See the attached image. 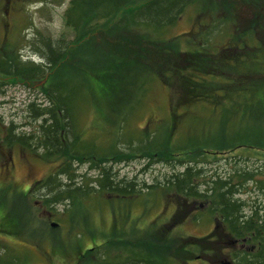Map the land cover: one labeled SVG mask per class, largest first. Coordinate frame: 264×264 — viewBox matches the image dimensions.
<instances>
[{
    "label": "rangeland",
    "instance_id": "obj_1",
    "mask_svg": "<svg viewBox=\"0 0 264 264\" xmlns=\"http://www.w3.org/2000/svg\"><path fill=\"white\" fill-rule=\"evenodd\" d=\"M71 1L0 0V47L6 49L7 46L8 49H12L13 45L22 61L41 63L44 61L42 52H48L45 42L55 43L64 39L67 44L75 40L74 33L65 26V12ZM103 1L109 6L120 0H89L86 11L89 12L96 3ZM215 2L218 5L220 2L224 3V0H215ZM206 10L210 11L208 4ZM121 15V9H119L110 16V20L101 22L105 28L98 30L96 42L88 39L83 48L70 43L72 45L70 47L74 48L72 49L75 51L74 54L69 52L61 65L49 70L44 77L28 81L14 78L10 72H0V264H5L7 261L12 264H95V258L104 254V244L109 241L107 237L111 234L116 222L121 232L127 231L121 235V238L132 239L135 232V229H132L134 225L137 231L150 227L154 233L155 226L170 222L173 214L176 213L178 206L176 204L167 206L166 195H162L156 187L167 183L173 174L184 169L187 163L180 161L178 156L164 160L137 152L132 159L121 160L120 158L108 162H100L98 159L74 161L72 164L78 174L75 179L77 184L99 188L97 180L101 176V170L105 168L110 172L111 179L120 184L121 181L134 183L135 190L139 193L126 200H121V194L118 193L113 198L114 203L107 196L99 200V193H94L97 196L93 198H83L74 202L65 201L47 207L39 198L36 188L33 189V187L40 180L53 174L60 160H44L38 155V150L22 148L19 144L9 145L5 141L8 127L13 126L17 133L36 130L40 120L34 118V111H29L28 104L36 101L38 104L33 107L35 111L45 106L48 101L42 89L47 88L53 81L60 82L61 88H73L74 98L83 103V108L76 115L77 127L75 128L78 132L80 129V136L86 141L85 144L90 151L105 150L101 154L111 151L117 141H120L115 144L117 150L128 151L136 147L140 141L148 142L149 138L147 139L146 136L142 138V134L152 135V133L150 145L160 146L165 137L162 130L174 131L171 114L173 97L176 98L180 93L178 79L172 81L174 85L171 90L160 79L150 76L144 88L145 96H142L139 81L144 72L136 64L126 68L117 56L111 58L113 54L121 55L122 50L124 57L132 51L140 52V46L146 51L148 47L149 55L154 52L152 46L140 44L138 37L131 32L121 34V30L112 33L109 31L121 21ZM199 16L197 7H188L174 25L163 31V37L170 39L187 33L190 35L199 28L198 23L201 20ZM238 16L236 23L242 27L239 30H247L248 23L252 19L250 9H243ZM201 18L203 25L208 26L209 22L211 23L210 16ZM236 30L238 29L234 26L231 31L235 37ZM189 39L195 42L191 35ZM225 39V34L215 33L213 36L212 46L218 49L213 50L217 57L226 56L227 51L218 53L221 47H217ZM236 39L232 47H236ZM245 40L251 44L250 38L247 37ZM121 41L124 42L123 45ZM200 48L203 51L210 50L206 46ZM79 49H84L83 53H79ZM3 62L0 55V67L8 69V66H3ZM171 63L173 64L174 61ZM63 64H65L64 68ZM186 67L187 65L184 66ZM234 67L233 74L236 77H231L227 81L229 88H264L253 82L251 76L262 70L264 64L263 66L259 64V70H257L243 60L235 63ZM121 68L126 71L123 75H121ZM100 74L103 78L99 77ZM243 77L247 80H243ZM216 79L218 80V77ZM257 79L263 83L264 75ZM89 91H92L93 95ZM250 96L252 94L248 97ZM197 104L199 105L180 108L179 112L184 113L188 107L184 118H180L181 122L176 131L174 134L171 133L173 134L171 140L175 144V147L171 146L172 149H177L180 147L179 143L186 142L188 123H197L202 126L206 115L211 117L213 107L210 104L206 102ZM193 112L197 116L192 114ZM236 119L240 120V116L237 115ZM239 132L240 137L247 136L251 139L257 135L264 137V131L257 132L252 127ZM199 136L203 141L202 137L205 138L206 135ZM258 147L248 143L231 152L225 153L223 152L225 150H222L223 153L218 154V157L208 154L205 156L208 161L200 163V166L204 169L205 176L216 171H227L241 163L250 168L262 167L264 149ZM30 189H33V196L30 194L29 199L20 198L22 193L28 194ZM240 198L247 202L248 213L252 206L261 208V213H264L263 190L250 184ZM194 209H196L195 212L191 214L189 212L190 215L186 213V217L180 218L179 224L169 229L170 233L167 231L171 238L206 237L214 233L215 218L209 215L204 207H199V203L195 204ZM14 216H17L21 227ZM157 220L159 224H156ZM15 222L18 223L17 228H15ZM51 222L57 223V227H52ZM131 225L133 226L130 227ZM138 237L134 236V239ZM151 245L147 243V247ZM90 248L92 249L89 253L87 249ZM234 251L236 252L235 249L231 251L225 249L218 256L212 251L198 253V255L191 254L192 259L189 263L177 261L175 264H225L226 262L235 264L234 256L230 255V252ZM79 254L83 255L82 259L79 258Z\"/></svg>",
    "mask_w": 264,
    "mask_h": 264
},
{
    "label": "trees",
    "instance_id": "obj_2",
    "mask_svg": "<svg viewBox=\"0 0 264 264\" xmlns=\"http://www.w3.org/2000/svg\"><path fill=\"white\" fill-rule=\"evenodd\" d=\"M88 4L89 0H72L65 12V26L75 35V40L70 43L83 48L88 39L96 42L98 30L105 28L101 22L110 20V16L121 9V21L109 31L112 33L121 30V34L131 32L138 37L140 44L152 46L154 52L149 55V48L147 47L148 51H146L140 46V52L132 51L124 57L122 50L121 55L113 54L111 58L117 56L126 68L136 64L142 72L146 73L142 74L139 81L142 96H145L144 88L150 76L157 77L171 90L174 85L172 81L178 79L180 93L176 98L173 97L171 114L174 131L162 130L165 137L160 146L150 145L152 133V135L142 134V138L145 136L149 138L148 142L140 141L136 147L128 151L116 149L115 144L120 141L114 143L111 151L108 150L102 154L101 152L105 150L90 151L85 144L86 141L80 136V129L78 132L75 128L77 127L76 115L83 108V103L74 98L73 88H61L60 82H51L47 88L42 89L48 101L45 106L35 111L33 107L38 103L32 101L28 104L29 111H34V118L40 120L36 130L17 133L11 126L7 128L8 133L5 138L8 144H19L22 148L38 150V155L44 160H60L57 170L33 187L38 191L41 201L50 207L52 204L65 201L74 202L83 198H93L97 196L94 193H99V200L107 196L113 202V198L118 193L121 194V200L130 199L139 193L135 190L134 183L121 181L120 184L111 179L110 172L105 168L101 170V176L97 180L99 188L77 184L75 179L78 174L72 164L74 161L98 159L100 162H108L120 158L121 160L132 159L137 152L164 160L178 156L180 161L187 163L184 169L173 174L167 183L156 187L162 195H166L167 206L168 204L178 206L172 220L155 226L154 233L150 227L139 232L135 225H131L130 227L133 226L132 229H135L132 239L121 238V235L127 231L121 232L116 222L111 234L107 237L109 241L104 244V254L95 255L97 256L94 260L95 264H175L177 261L189 263L192 259L191 254L198 255V253L212 251L218 256L225 249L236 250V252H230V255L234 256L235 264H264V213H261V208L257 206L256 208L252 206L248 213L247 202L240 198L250 184L264 191V164L258 168H250L242 163L236 164L227 171H216L208 176H205L204 169L200 166V163L208 161L205 159L208 154L218 157V154L234 151L248 143L264 149V137L259 135L252 139L247 136L240 137L239 132L251 127L257 132L264 131V88L233 89L227 84L231 77H236L233 74L235 63L245 60L257 70H259V64L262 66L264 64V53H262L264 51V0H224V3L220 2L218 5L215 0H120L109 6L103 1L96 3L93 9L87 12L85 8ZM207 4L210 11L206 10ZM190 6L197 7L200 13L199 28L190 33L197 43L189 39L188 33L170 39L163 37V31L174 25ZM243 9H250L252 13L247 30H239L242 27L236 23L239 12L242 13ZM202 16H210L211 23L209 22L208 26L202 24ZM234 26L238 29L235 32L236 37L232 35L233 32L231 33ZM215 33L226 36L225 41L217 45L221 47L218 53L227 51L224 57H217L215 51L218 49L212 46ZM247 37L250 38L251 44L245 40ZM234 39H236V47H232ZM62 40L55 43L45 42L48 52H42L44 61L39 64L33 61H22L13 45L12 49H8L7 46L6 49L0 47V55L4 60L3 66H8V69L0 67V72H10L14 78L28 81L44 77L49 70L61 65L69 52L73 54L75 52L72 51L74 48L70 47L72 46L70 43L66 44L64 39ZM123 43L121 41V45ZM202 46L210 50L203 51L200 48ZM231 49L234 51L229 52ZM83 51L84 49L78 50L79 53ZM172 61H174L173 64ZM185 65H187L186 68H184ZM62 67L64 68L65 64ZM259 71L251 76L253 82L264 87V82L260 83L257 79L264 75V68ZM125 73L126 71L121 68V75ZM99 77L103 78L101 74ZM243 80L247 78L243 77ZM89 93L93 95L92 91ZM249 94L252 96L248 97ZM202 102L213 107L211 117L206 115L202 126L197 123H188L186 142L179 143L180 147L172 149L175 147L171 140L172 135L181 122L180 118H184L188 107L184 113L179 112L180 108L198 106L197 103ZM237 115L240 116V120L236 119ZM200 134L206 135L205 138L202 137L203 141ZM210 150L217 154L209 152ZM222 150L225 151L221 152ZM185 158L187 160H184ZM65 179L67 181H64ZM33 189H30L28 194L22 193L20 198L29 199L30 194L31 196L34 194ZM196 203L215 218L214 233L206 237L171 238L169 233L173 225L177 224L180 218L186 217L189 212L190 214L195 212L198 209L197 206L194 209ZM14 219L18 221L17 216H14ZM115 219L117 220L116 216ZM18 223L15 222V228L18 227ZM156 224H159L158 220ZM134 236L139 237L134 239ZM235 238L247 239L248 242L252 240L256 245L255 251L249 252L240 247L237 250L233 244ZM174 240L177 241L174 242ZM147 243L152 244L150 248L147 247ZM79 256L82 259L83 255L79 254Z\"/></svg>",
    "mask_w": 264,
    "mask_h": 264
},
{
    "label": "flooded vegetation",
    "instance_id": "obj_3",
    "mask_svg": "<svg viewBox=\"0 0 264 264\" xmlns=\"http://www.w3.org/2000/svg\"><path fill=\"white\" fill-rule=\"evenodd\" d=\"M8 143V142H7ZM11 145V144H9ZM233 244L235 248L240 247V248H245L249 252H253L256 249V245L251 241H247V239H234ZM4 257V256H3ZM5 264H12V262H6Z\"/></svg>",
    "mask_w": 264,
    "mask_h": 264
},
{
    "label": "water",
    "instance_id": "obj_4",
    "mask_svg": "<svg viewBox=\"0 0 264 264\" xmlns=\"http://www.w3.org/2000/svg\"><path fill=\"white\" fill-rule=\"evenodd\" d=\"M51 225H52V227H57L58 224L55 223V222H52ZM225 264H231V263L230 262H226Z\"/></svg>",
    "mask_w": 264,
    "mask_h": 264
}]
</instances>
